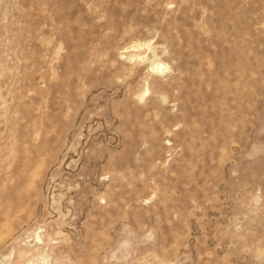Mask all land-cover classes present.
Segmentation results:
<instances>
[{"label":"rangeland","instance_id":"374dc122","mask_svg":"<svg viewBox=\"0 0 264 264\" xmlns=\"http://www.w3.org/2000/svg\"><path fill=\"white\" fill-rule=\"evenodd\" d=\"M0 264H264V0H0Z\"/></svg>","mask_w":264,"mask_h":264},{"label":"bare ground","instance_id":"6f19581e","mask_svg":"<svg viewBox=\"0 0 264 264\" xmlns=\"http://www.w3.org/2000/svg\"><path fill=\"white\" fill-rule=\"evenodd\" d=\"M159 69H162V67H159Z\"/></svg>","mask_w":264,"mask_h":264}]
</instances>
